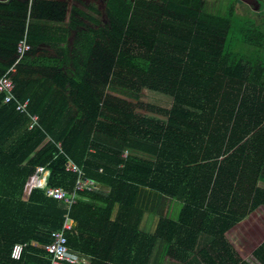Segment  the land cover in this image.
I'll use <instances>...</instances> for the list:
<instances>
[{
    "label": "trees",
    "instance_id": "16d2710c",
    "mask_svg": "<svg viewBox=\"0 0 264 264\" xmlns=\"http://www.w3.org/2000/svg\"><path fill=\"white\" fill-rule=\"evenodd\" d=\"M204 3L107 0L108 31L77 32L79 45L56 58L33 54L46 41L34 5L0 3V76L28 24L32 51L12 80L39 119L29 130L0 96V264H51L45 247L68 211L33 183L44 167L48 186L73 193L70 162L98 184L70 210L68 246L88 259L74 264H150L160 242L192 253L186 264H264V15L257 24ZM74 24L71 13L65 32ZM146 92L172 103H146ZM167 201L177 214L143 232ZM15 244L25 245L18 261Z\"/></svg>",
    "mask_w": 264,
    "mask_h": 264
},
{
    "label": "crops",
    "instance_id": "0c3cea01",
    "mask_svg": "<svg viewBox=\"0 0 264 264\" xmlns=\"http://www.w3.org/2000/svg\"><path fill=\"white\" fill-rule=\"evenodd\" d=\"M11 0H0V3H9ZM21 2L29 1L30 7L34 5V23L39 25L38 38H43L45 42L40 43L34 48L33 54L36 57L56 58V52L60 49H70L79 45L77 41V32L88 37L98 31H108L109 24L108 16L106 13L107 0H20ZM253 13L256 15L253 20L257 24L261 22L264 15V0H255ZM73 13L74 27L71 32H65V26L69 23V19ZM259 15V17H258ZM76 29V30H74ZM51 33V34H50ZM55 33V36L53 35ZM25 36L28 40V24ZM24 36V37H25ZM23 37V39H24ZM88 39V38H87ZM87 41V40H86ZM166 208L165 214L162 209ZM160 208L158 214L147 215L144 218L142 227L147 224L150 226L151 232H155L157 222L160 215L172 217L178 212V208L174 207V203L167 201L166 205ZM154 230V231H153ZM203 235L201 241L207 244L211 237ZM235 237L240 241V235L228 233L224 235L225 240L232 246L239 257H242L241 248L234 246ZM232 241V243H230ZM203 243L198 247L202 248ZM187 247V246H185ZM71 250V249H70ZM71 255L75 260L80 262L88 261L83 254L77 250H71ZM224 256L220 251L219 256ZM172 258V259H171ZM192 258V253L182 250L179 247L167 246L161 242L157 244L150 264H186ZM176 262H175V261ZM71 264V263H70ZM74 264V263H73ZM202 264V263H201Z\"/></svg>",
    "mask_w": 264,
    "mask_h": 264
},
{
    "label": "built area",
    "instance_id": "2783aa9c",
    "mask_svg": "<svg viewBox=\"0 0 264 264\" xmlns=\"http://www.w3.org/2000/svg\"><path fill=\"white\" fill-rule=\"evenodd\" d=\"M32 51V47L29 45L27 36L24 37L16 46L14 62L6 70L4 74L0 76V96H2L3 104L14 103L15 111L18 114L28 117L29 124L28 129L32 130L35 127H39L38 116L29 113L30 99L24 100L18 98L15 94V86L12 80L13 74L16 72V66ZM67 171L77 175V181L75 190L73 193H69L62 187H50L48 186L49 171L44 167L38 168V174L34 180L33 187L37 189L45 190L47 197L64 203L67 208L65 214V223L60 231L52 234L53 241L51 244L45 247L46 252L51 257V264H65L75 263V258L71 255V250L68 246L67 233L73 230L74 222L70 217V210L74 204L77 203V193L81 191H93L98 189L96 184L91 179L85 178L83 170L75 163L70 162L67 165ZM25 245L15 244L12 247L10 257L14 261H18L22 258Z\"/></svg>",
    "mask_w": 264,
    "mask_h": 264
},
{
    "label": "rangeland",
    "instance_id": "374dc122",
    "mask_svg": "<svg viewBox=\"0 0 264 264\" xmlns=\"http://www.w3.org/2000/svg\"><path fill=\"white\" fill-rule=\"evenodd\" d=\"M204 1H205V3H204L205 10H207V13H210V14H216V15L223 16L228 12L229 8L235 7V11H236L237 15H239L236 18L237 20L248 19L247 17L252 18V19L254 17L256 18V15L253 13V10L255 7L254 5L257 4L255 0H204ZM258 17H259V15H258ZM234 32H237V30L234 29ZM237 38H239V37H237V35H233L231 37V41L235 45L239 44V43H237ZM159 97L165 98L166 100L171 101V98H169L168 96H165V95H162V94L156 93V92H151V93L146 92L143 95V100H144V102L147 103L149 100H151L153 98L156 99ZM152 101H155V100H152ZM171 103H172V101H171ZM260 186L264 188L263 184H260ZM166 208L164 207L162 209L163 214H165ZM142 231L145 232L146 234L152 233L150 226H147V224L144 225V227H142Z\"/></svg>",
    "mask_w": 264,
    "mask_h": 264
}]
</instances>
